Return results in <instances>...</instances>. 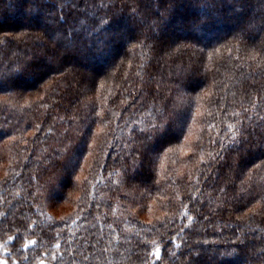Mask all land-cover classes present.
I'll use <instances>...</instances> for the list:
<instances>
[{
  "label": "trees",
  "instance_id": "1",
  "mask_svg": "<svg viewBox=\"0 0 264 264\" xmlns=\"http://www.w3.org/2000/svg\"><path fill=\"white\" fill-rule=\"evenodd\" d=\"M84 5L0 0L8 263L264 264V0Z\"/></svg>",
  "mask_w": 264,
  "mask_h": 264
},
{
  "label": "rangeland",
  "instance_id": "2",
  "mask_svg": "<svg viewBox=\"0 0 264 264\" xmlns=\"http://www.w3.org/2000/svg\"><path fill=\"white\" fill-rule=\"evenodd\" d=\"M67 202V201H66ZM66 209H69V206L66 204H60V208L55 209L54 211L56 213H60L61 210L65 211ZM7 251L4 249L3 245L0 246V264H9L4 254Z\"/></svg>",
  "mask_w": 264,
  "mask_h": 264
},
{
  "label": "snow or ice",
  "instance_id": "3",
  "mask_svg": "<svg viewBox=\"0 0 264 264\" xmlns=\"http://www.w3.org/2000/svg\"><path fill=\"white\" fill-rule=\"evenodd\" d=\"M90 6H92L91 0H85V5H84L85 10ZM69 7L72 8L73 11H76V10H79L80 5H77L75 4V2H73L71 5H69Z\"/></svg>",
  "mask_w": 264,
  "mask_h": 264
}]
</instances>
